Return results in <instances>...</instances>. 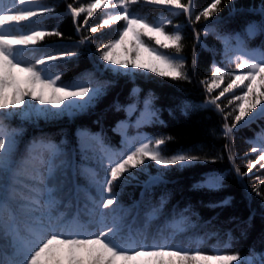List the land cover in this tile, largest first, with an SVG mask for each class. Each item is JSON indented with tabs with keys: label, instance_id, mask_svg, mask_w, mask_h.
<instances>
[{
	"label": "snow or ice",
	"instance_id": "obj_1",
	"mask_svg": "<svg viewBox=\"0 0 264 264\" xmlns=\"http://www.w3.org/2000/svg\"><path fill=\"white\" fill-rule=\"evenodd\" d=\"M227 2L211 0L196 12L195 0H89L79 6L68 4L67 12L76 23L77 31L88 33L82 35L80 44L91 42L92 34L101 29L123 22L118 39L97 50L99 60L105 62L104 70L132 75L139 74L136 70L147 69L159 77L190 83L191 77L182 56L185 45L181 26L175 25V31L168 32L165 29L172 25L171 19L159 17L152 22L147 17L130 13V6L144 5L167 11L170 15L177 14L178 10L194 26L201 19L210 20L222 11V6H227ZM117 8L120 11H111ZM253 11L260 19L249 21L242 34H221L216 31L215 24L206 26L212 28L224 45V66L214 61L211 75L200 81L207 93L205 106L214 108L223 117V135L230 140L225 148L241 181L257 165L264 169V130L250 141V151L257 157L248 163L246 172L236 166V157L231 150L234 148L232 134L237 126L243 128L264 120V41L260 47H248L249 41L264 35V4ZM54 12L55 7L44 0H0V181L6 178L11 183L8 193L0 197V264H264V254L257 257L255 252L251 256L226 252L225 249L232 247L230 237L222 246H213L207 253L201 251L203 240L200 238L178 240L188 231V220L184 216L169 222L164 229H157L155 234L149 231L151 214L139 228L126 222L125 211L118 194L113 193V185L120 182L118 187H122L135 175L133 169L143 172L155 166L166 173L208 161L206 156L190 153L166 155L165 146L171 137H148L138 133L136 138H130L125 134L124 149L116 151L107 148L100 136L81 130L78 134L81 149L84 152L96 149L99 170L86 172L95 195L88 189L83 190V207L77 204L75 210L59 200L48 187V181L59 166L56 161L63 155L59 145L41 136L29 141L23 154L18 155L25 128L13 127L9 123L11 120L19 118L32 123L40 118L54 120L74 115L91 107L108 87L106 81H96L95 85L91 81L70 86L58 83L62 73L56 71L59 67L56 62L74 57L76 52L37 55L36 45L46 37L62 36L57 30L33 27L40 22L35 18ZM98 12L107 15L96 26H89V19ZM81 14H86L82 23L78 22ZM202 34L207 36L209 32H196L197 43ZM130 35L134 43L125 52L135 55L117 58L116 50ZM142 36L154 40L160 48L172 50V54L149 46ZM141 49L148 54L146 62L141 60ZM229 65H234L237 71H227ZM195 69L193 47L192 71ZM222 98L227 102L222 103ZM153 100L149 96L143 101V122L157 119ZM117 110H120L119 106ZM136 110L135 104L124 109L129 113ZM124 123L122 121L121 125ZM21 177L32 181L28 194L23 196L15 188ZM262 185L264 180H260L252 191L264 201ZM223 186V177L214 175L194 187L218 191ZM227 203L229 201L225 200L213 206L223 207Z\"/></svg>",
	"mask_w": 264,
	"mask_h": 264
},
{
	"label": "trees",
	"instance_id": "obj_2",
	"mask_svg": "<svg viewBox=\"0 0 264 264\" xmlns=\"http://www.w3.org/2000/svg\"><path fill=\"white\" fill-rule=\"evenodd\" d=\"M88 2L89 0H44V3L55 7V12L35 18L40 22L33 27L57 30L62 36L46 37L36 45L39 50L37 55L76 52V56L56 62L59 65L56 71L62 73L58 83L70 86L91 81L95 85L96 81H106L108 87L105 94L91 107L71 116L54 120L40 118L32 123L19 118L11 120L9 123L13 127L25 128V134L18 145V155L23 154L29 141L41 136L48 137L59 145L63 155L56 161L59 166L54 177L48 181V187L54 190L59 200L75 210L77 204L83 207V190L88 189L95 195V190L90 188L86 179V172L90 169L99 170V153L96 149L87 152L81 149L78 135L81 130L100 136L107 148L116 151L124 149L125 134L130 138H136L138 133L148 137H171V141L165 146L166 155L183 152L206 156L208 161L166 173L155 166L148 167L143 172L133 169L135 175L127 183L122 187H118L120 182L113 185V193L118 194L125 211L126 222L133 228H139L151 214L149 231L155 234L157 229H164L169 222L184 216L188 220V231L182 233L178 240L200 238L203 240L201 251L207 253L213 246H222L230 237L232 247L225 249L226 252H239L241 256H251L255 252L260 257L264 254V201L252 190L260 180H264V169L257 165L243 181L237 178L228 158L229 151L225 148L230 140L223 135V117L214 108L205 106L207 93L200 81L211 75L214 61L224 66V45L212 32V28L206 26L215 24L216 31L221 34H242L249 21L260 19L253 10L259 9L264 0H228L227 6H222V11L208 21L201 19L194 26L178 10L177 14L170 15L167 11L154 10L144 5L130 6V13L147 17L152 22L159 17L171 19L172 25L165 29L168 32L175 31V25L181 26L185 45L182 56L191 77L190 83L159 77L147 69L136 70L139 74L132 75L104 70L102 65L105 62L99 60L97 50L105 43L118 39L123 22L101 29L92 34L91 42L80 44L82 35L88 33L86 30L77 31L76 23L67 12V5L72 3L79 6ZM210 2L211 0H195L196 12ZM111 11L118 12L120 9ZM85 15L81 14L78 22L82 23ZM106 15L107 13L98 12L89 19L88 25L96 26ZM205 30L209 35L202 34L200 43H197L195 33H203ZM141 38L160 52L172 54V50L160 48L147 36ZM262 41L264 35L257 36L248 42V47H260ZM133 43L130 35L125 44L116 50V57L124 59L126 56H134L133 52H125V49L132 48ZM193 47L196 51L195 72L192 71ZM140 56L142 61L148 60V54L142 49ZM226 70L237 71L234 65L227 66ZM149 96L154 98L153 107L157 115L155 122H143L142 118L143 101ZM221 102L226 103V98H222ZM130 104L136 105L135 112L124 111ZM122 121L125 122L123 125ZM228 122H232L231 117ZM262 130L264 120H257L247 127L237 126L233 132L234 148L231 150L241 172H246L248 163L256 159L257 154L250 151V141ZM214 175L223 177L224 186L220 190L209 191L194 187L208 176ZM31 184V180L21 177L15 185L17 193L27 195ZM10 187L8 179L0 181L2 197ZM261 191H264V185L261 186ZM225 200L229 203L223 207L213 206Z\"/></svg>",
	"mask_w": 264,
	"mask_h": 264
},
{
	"label": "rangeland",
	"instance_id": "obj_3",
	"mask_svg": "<svg viewBox=\"0 0 264 264\" xmlns=\"http://www.w3.org/2000/svg\"><path fill=\"white\" fill-rule=\"evenodd\" d=\"M2 194H3V193H2V190L0 189V197H2Z\"/></svg>",
	"mask_w": 264,
	"mask_h": 264
}]
</instances>
